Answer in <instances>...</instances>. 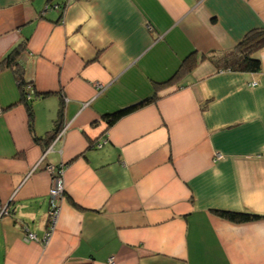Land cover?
<instances>
[{
	"label": "crops",
	"instance_id": "crops-1",
	"mask_svg": "<svg viewBox=\"0 0 264 264\" xmlns=\"http://www.w3.org/2000/svg\"><path fill=\"white\" fill-rule=\"evenodd\" d=\"M257 29L264 0H0V264H264V48L212 63Z\"/></svg>",
	"mask_w": 264,
	"mask_h": 264
},
{
	"label": "trees",
	"instance_id": "trees-1",
	"mask_svg": "<svg viewBox=\"0 0 264 264\" xmlns=\"http://www.w3.org/2000/svg\"><path fill=\"white\" fill-rule=\"evenodd\" d=\"M262 48H264V30L257 29L250 31L244 39L237 44L236 48L229 53L218 59H213L212 63L221 71H230L234 73H258L261 70L260 60L255 57ZM20 47L14 49L6 58L0 62V70L3 68L16 67V59L19 57ZM190 64V62H189ZM188 64V65H189ZM185 66L184 62L181 65L178 76L181 77L192 70V64ZM152 100V99H150ZM146 101L141 102L136 106L124 108L113 114L105 115L103 118L108 125H112L124 115L128 114L138 106L144 105ZM28 118L32 122V110L30 105L27 106ZM30 124V123H29ZM30 126V125H29ZM219 217L226 219L233 223H247L259 219L260 217L255 214L247 212H229V211H215Z\"/></svg>",
	"mask_w": 264,
	"mask_h": 264
},
{
	"label": "built area",
	"instance_id": "built-area-1",
	"mask_svg": "<svg viewBox=\"0 0 264 264\" xmlns=\"http://www.w3.org/2000/svg\"><path fill=\"white\" fill-rule=\"evenodd\" d=\"M30 97V95H28V98ZM222 158L221 155H216L215 156V160H218ZM49 172L52 174V183H51V187L48 191V197H49V210H48V219H49V226L48 229L46 230V232L44 233L43 237L41 238V242L43 244H46L47 241L50 238V235L53 231V228L55 226L57 217L59 215V205H58V201L61 199L62 197V193L64 191V187H63V182L61 179V170L57 172V174H53V168H48ZM55 171V170H54ZM25 240L28 242H40V239H38L34 234L27 232L25 235ZM109 264H112V260L110 259Z\"/></svg>",
	"mask_w": 264,
	"mask_h": 264
}]
</instances>
